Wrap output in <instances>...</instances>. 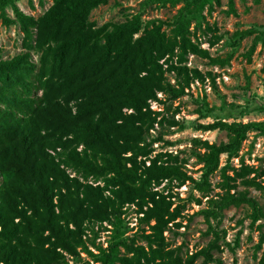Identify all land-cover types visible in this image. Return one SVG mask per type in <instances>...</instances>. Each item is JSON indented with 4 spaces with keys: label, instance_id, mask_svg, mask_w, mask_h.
I'll return each mask as SVG.
<instances>
[{
    "label": "trees",
    "instance_id": "obj_1",
    "mask_svg": "<svg viewBox=\"0 0 264 264\" xmlns=\"http://www.w3.org/2000/svg\"><path fill=\"white\" fill-rule=\"evenodd\" d=\"M160 1L183 5L172 21L153 19L144 25L136 14L95 26L88 14L106 0H53L38 18L21 11L14 0H0L2 23L17 22L23 33L22 46L40 52L37 72L28 51L9 59L0 54L2 264H51L59 254L56 247L75 253L77 246L99 264H191L198 255L203 256L204 264L214 260L221 264L210 252L217 247L216 232L207 247L185 261L174 249L165 248L163 231L174 214L169 199L150 190L149 185L174 176L183 179L185 174L176 166L158 165L156 159L144 168L137 163V155L148 153L142 143L155 118L147 99L155 96V90L167 91L171 98L182 91L163 83L159 59L172 54L176 46L180 59L188 51L202 52L188 38L187 26L189 14L207 0ZM165 23L172 26L173 37L161 31ZM142 27V33L135 36ZM247 32L241 31L239 37ZM228 57L212 61L223 63ZM199 126L224 129L229 136L226 142L205 143L206 151L197 153L204 166L202 182L196 185L200 190L207 189V176L217 169L221 153H226L227 160L237 155L248 130L264 135L263 121L216 120ZM66 167L84 179L102 177L104 185L82 182L70 176ZM246 171L248 166L234 172L244 183H254L244 177ZM125 202L137 203L143 220H154L151 233L145 236L147 248L116 234L106 248L98 247L99 251L92 253L82 242L83 222L109 218ZM211 202L214 216L229 204L246 202L254 219L264 218V209L244 192L235 194L228 189ZM45 241L52 247H44ZM120 246L131 254L119 255ZM257 264H264V249Z\"/></svg>",
    "mask_w": 264,
    "mask_h": 264
},
{
    "label": "rangeland",
    "instance_id": "obj_2",
    "mask_svg": "<svg viewBox=\"0 0 264 264\" xmlns=\"http://www.w3.org/2000/svg\"><path fill=\"white\" fill-rule=\"evenodd\" d=\"M14 2L21 11L38 18L53 0ZM182 5V2L171 4L160 0H106L90 10L88 20L99 26L121 22L137 14L144 25L153 19L172 21ZM6 11L13 18L12 9L7 7ZM143 27L135 36L142 33ZM150 27L151 24H147V28ZM187 30L190 41L202 52L188 51L180 59L176 46L172 54L166 53L159 59L163 83L182 91L171 98L169 92L155 90V96L147 99L155 118L144 133L142 144L146 145L148 153L137 155V163L144 168L156 159L158 165L176 166L185 174L183 179L174 176L158 183L152 181L149 185L150 190L169 199V210L174 214L163 231L165 248L174 249L185 261L207 247L217 234V247L211 248L210 252L221 264H257L264 249V218L254 219L253 209L246 202L229 204L216 216L211 215V200L220 198L229 189L230 193L244 192L264 209V135L255 129L248 130L237 155L227 160L226 153L220 154L217 169L207 176V189L200 190L196 185L202 182L204 172L197 153L206 151L205 143L218 144L229 139L226 130L205 129L200 124L216 120L264 122V0H207L201 9L189 14ZM245 30L248 32L240 38L239 33ZM161 31L167 37H173L171 25L165 23ZM22 38L17 22L4 25L0 18L1 57L9 59L28 51L34 72H37L40 52L34 48L25 49ZM216 57H228V60L223 63L212 61ZM123 110L131 111L129 108ZM243 166H248L244 177L253 179L254 183H244L243 178L235 175L234 171ZM222 167L228 175L225 178ZM66 170L82 182L104 185L102 177L84 179L75 169L66 167ZM1 180L0 173V183ZM119 207V212L109 218L83 222L82 242L92 253H97L98 247L106 248L116 234L119 239L147 248L145 236L151 233L150 225L154 220H143V212L135 202H125ZM31 243L39 245L34 241ZM42 245L52 247L47 241ZM56 252L59 254L51 264H99L82 246H77L75 253L60 247H56ZM122 254L131 253L120 246L119 255ZM191 264H204L203 256H196ZM207 264H215V260Z\"/></svg>",
    "mask_w": 264,
    "mask_h": 264
}]
</instances>
